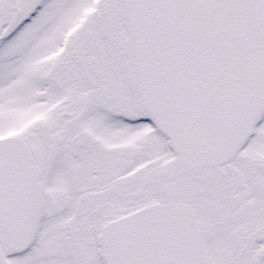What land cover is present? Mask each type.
I'll use <instances>...</instances> for the list:
<instances>
[{
	"label": "snow or ice",
	"instance_id": "snow-or-ice-1",
	"mask_svg": "<svg viewBox=\"0 0 264 264\" xmlns=\"http://www.w3.org/2000/svg\"><path fill=\"white\" fill-rule=\"evenodd\" d=\"M0 264H264V0H0Z\"/></svg>",
	"mask_w": 264,
	"mask_h": 264
}]
</instances>
